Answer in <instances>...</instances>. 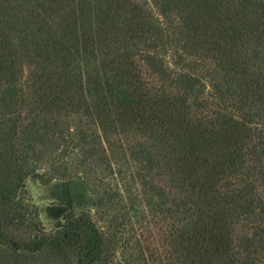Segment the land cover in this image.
<instances>
[{
    "label": "rangeland",
    "instance_id": "1",
    "mask_svg": "<svg viewBox=\"0 0 264 264\" xmlns=\"http://www.w3.org/2000/svg\"><path fill=\"white\" fill-rule=\"evenodd\" d=\"M151 86L163 90L159 104L145 98ZM242 112L264 123V0H0V193L15 218L3 231L26 240L86 212L103 228L107 264H158L170 228L197 264L200 218L177 200L192 181L173 166L178 150L194 149L210 168L258 180L229 218L253 248L264 127L227 124ZM202 119L215 133L192 144ZM25 256L0 241V264H79Z\"/></svg>",
    "mask_w": 264,
    "mask_h": 264
},
{
    "label": "trees",
    "instance_id": "2",
    "mask_svg": "<svg viewBox=\"0 0 264 264\" xmlns=\"http://www.w3.org/2000/svg\"><path fill=\"white\" fill-rule=\"evenodd\" d=\"M138 77L144 79L142 74H139ZM142 81L150 85L148 81ZM151 87L152 90L150 92L147 90L145 93V98L154 104H159L165 98L163 90L160 87ZM206 99L212 104L217 103L212 94H208ZM243 115H245L244 112L241 114L226 113V122L235 126L234 128L242 129H246L249 124V129L254 132L259 131L260 135L264 123H255L258 127H252L253 122L246 120ZM204 123L205 121L202 119L191 128L195 133V137L191 139L192 144L203 143L213 135L212 133H215L216 126L212 122ZM234 137L237 138L238 134L236 133ZM125 138L128 139V137ZM240 138L241 136L235 140L232 146L237 147L241 143ZM178 152L182 155L177 156L176 164L173 165L177 168L174 175L183 174L184 181L187 175L186 180L192 181V184L187 198L180 197L177 200L184 203L185 206L186 202L190 203L189 206L193 205L200 218L197 264H264V226L260 225L258 228L261 236L257 245H253V248L246 247L240 243L238 238L240 228L237 226L240 223L230 220L233 217V213H231L234 210L231 206L233 199H239L243 203L244 198L253 195L259 187L256 185L258 180L246 176L245 173L237 172V175H233L229 169L228 172H220L216 163V172H214V166L210 168V164L205 157H201L199 150H196V153L194 149H186L184 153L179 150ZM230 161L240 167L241 161L237 159V156L230 158ZM177 182L179 185L181 184L180 181ZM95 199L97 205L101 206V199L97 195ZM11 203L8 196L0 193V241L12 243L22 253L29 255L24 257L25 263L35 255L49 251L55 257L68 259V261H70L71 254L77 257L79 264H107L109 254L106 251L103 228L93 221L89 213L70 214L65 218L61 228L52 234L45 233L26 240H19L10 237L3 231L15 220L14 216L5 209ZM138 236L136 238H139ZM181 237L182 235H179L177 231L173 232L172 228L165 230V234L159 241V248L156 249L160 255L158 264H195L180 252ZM146 262L150 264L149 260Z\"/></svg>",
    "mask_w": 264,
    "mask_h": 264
}]
</instances>
